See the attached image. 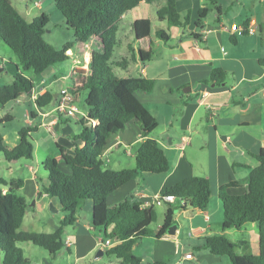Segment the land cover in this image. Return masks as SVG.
<instances>
[{
	"label": "trees",
	"instance_id": "trees-1",
	"mask_svg": "<svg viewBox=\"0 0 264 264\" xmlns=\"http://www.w3.org/2000/svg\"><path fill=\"white\" fill-rule=\"evenodd\" d=\"M64 18L65 25L73 30V41L66 43L60 50L54 49L43 40V33L49 21L45 13L27 20L10 0H0V40L16 55L21 71L17 69L9 84L0 85V104L18 100L22 95L31 97L35 93L32 77L25 75L31 71L41 75L49 66L70 57L69 50L83 47L92 42L91 52L85 53L87 66L83 71L70 68L66 74L71 94L80 95L86 91L84 103L85 116H80L77 133L66 137L70 146L54 141L57 155H46L40 167L46 176V184L37 177L40 192L57 198L60 210L64 212L57 229L51 232L18 230L27 205L26 198L17 193L23 185L22 177L4 178L0 176V253L2 264H31L18 243L30 242L53 255L65 246L64 229L77 221V209L85 199L92 201L91 225L93 229H102L104 238L115 237L118 242L105 246L103 253L117 259L115 264H169L164 261L145 263L133 252L134 243L145 236H162L167 228L175 223L171 204L166 209L162 224L154 231L150 225L156 221V212L149 206L128 195L116 204L108 205L106 198L120 186L129 181L136 173L143 176L165 173L170 165L158 142L150 137L157 127V120L135 96V91L149 92L154 81L143 76H121L113 69L117 66L125 69L129 61L138 60L140 64L148 62L153 55V36L168 41L170 36L163 29L151 31L149 18H137L132 23L135 47H130L129 58L112 62L114 48L118 44L117 32L123 15L139 5L141 1L150 3L155 0H52ZM178 0H165L163 7L156 11V19L165 20L169 25L186 28L190 21V12L183 16L177 11ZM214 5L218 0H206ZM210 8L200 7L196 28H203V19ZM249 19L243 21L248 26ZM247 30H243L246 33ZM198 39V33L188 32ZM264 66V58L259 59ZM226 73L221 68H213L207 79L215 85L225 82ZM59 91V90H58ZM49 87L36 95L34 103L39 108H51L53 94ZM46 110V111H47ZM33 118L35 115L30 112ZM7 120L10 116L7 115ZM60 125L70 122V118L58 115ZM134 120L142 129L146 138L137 144L134 154V166L120 168L106 167L100 159L101 154L111 142L112 136L123 130L126 123ZM95 122L94 125L92 123ZM36 126H24L18 131V142L8 143L0 134V154L9 164L20 159H31L34 147L30 132ZM254 166H249L248 182L240 194H229L226 189L232 182L222 184L217 189L223 219L220 223L222 233H214L200 238L198 249H207L210 253L226 256L231 264H264V147L253 154ZM68 171H64V167ZM2 186L6 187L3 192ZM163 194H171L183 199L185 205L205 210L211 194L210 182L203 176H190L167 186ZM255 223L258 233V252L238 253L237 248L246 240L230 239L223 232L231 228H240L244 224ZM108 227H111L107 232ZM88 264V263H84Z\"/></svg>",
	"mask_w": 264,
	"mask_h": 264
},
{
	"label": "crops",
	"instance_id": "crops-1",
	"mask_svg": "<svg viewBox=\"0 0 264 264\" xmlns=\"http://www.w3.org/2000/svg\"><path fill=\"white\" fill-rule=\"evenodd\" d=\"M151 3L141 1L123 15L117 32L118 44L113 51H116V56L112 55L111 60L116 63L122 58H129L130 47H135L131 26L137 18L151 20L153 35L155 30L163 29L170 36L168 41L153 36V55L145 64L131 59L123 71L117 66L113 67L121 76L153 79L151 91L136 90L134 93L157 120V127L150 137L163 149L170 169L165 173L146 176L136 173L109 194L106 201L108 205H113L132 195L142 206L151 205L156 212V224L154 227L150 225L154 231L162 224L169 205L176 206L173 219L178 226L173 234L165 232L160 237L152 234L134 243L133 252L143 262L231 264L226 256L214 255L207 249H198L196 245L200 244L203 236L222 233L220 223L223 214L217 196L218 187L232 182L226 191L229 194L242 193L248 182L249 166L256 164L253 154L264 147V66L259 63V59L264 58V0H218L214 5L206 0H178L176 8L180 15L190 12L186 28L172 27L161 20L154 30L152 14L154 12L156 16V11L164 4L155 9ZM204 6L210 8L208 13H214V17L210 16L208 22L206 15L203 28L199 29L194 22L198 9ZM128 15V20L123 21ZM247 18L249 28H254L252 32L242 34L229 29L231 24L243 25ZM188 32L198 33L200 37L195 39ZM75 62L80 60H74L72 67L85 70L87 61L82 65ZM216 67L226 73L225 82L219 85L207 81L211 70ZM40 81L46 85L42 90L51 86L47 84L46 77ZM42 119L45 120V117ZM145 138L140 125L134 120L129 121L123 130L112 136L105 150L107 161L104 165L110 168L134 166L137 144ZM48 152L58 154L55 146L48 148ZM26 167L29 174L19 175L23 178V185L17 190L27 201L18 230L54 231L64 212L60 210L57 198L40 192L35 168L29 164ZM31 169L34 171L31 172ZM64 171H68V168ZM194 175L206 177L210 182L211 198L205 210L187 205L180 207L178 201L152 204L154 196L161 194L167 186ZM41 180L46 184V176ZM91 210L92 201L85 199L77 209L76 223L64 229L65 241L69 242L53 255L41 247L39 249L43 251L37 250L39 246L30 242L17 245L30 258L31 264H115V257L103 253V244L106 240L108 245L115 244L118 239L104 238L102 229L92 228ZM110 229L108 227L107 232ZM232 229L235 228L223 233L229 237ZM243 238L248 242L250 252L256 254L257 227L246 228ZM99 249L102 254L97 256Z\"/></svg>",
	"mask_w": 264,
	"mask_h": 264
},
{
	"label": "rangeland",
	"instance_id": "rangeland-1",
	"mask_svg": "<svg viewBox=\"0 0 264 264\" xmlns=\"http://www.w3.org/2000/svg\"><path fill=\"white\" fill-rule=\"evenodd\" d=\"M12 4L17 8V10L22 13L27 20H31L34 16L39 15L40 13H45L49 17V21L45 27V31L42 35L43 40L51 45L54 49L60 50L66 43L72 42L73 39V30L65 25L64 18L60 11L55 7L52 0H10ZM35 2H38V5H35ZM152 8L161 7L162 4H165V0H155L151 3ZM214 17V13L207 14V20L209 22V17ZM155 14H152V29L154 30L156 24H160L161 21L156 20ZM129 15L125 17L123 21L128 20ZM212 18L210 22H212ZM166 24V23H165ZM169 25V24H168ZM171 26V25H170ZM174 27V26H172ZM93 43L89 42L83 47L77 48L73 46L69 52L74 53L64 61H61L55 65L49 66L46 70L42 72L41 75H34L31 71L25 72V75L32 77L34 83L36 84V89L34 95L44 92L46 87L44 81H40L43 77H46L47 84L51 85L56 92L68 85L66 80V74L69 69L74 65V60L79 59L80 62H75L77 65H82L85 63V53L91 52ZM116 56V51L113 53ZM72 70H83V68L72 67ZM86 68V67H84ZM21 68L18 64V59L13 51L0 40V85L9 84L13 79V74ZM123 71V69L121 70ZM122 74V73H121ZM42 77V78H40ZM49 88V87H48ZM86 91H81L79 96H75L73 101L75 106L81 111H86V106L84 103V97ZM20 100H11L6 102L4 105L0 104V134L6 139V141L12 145L18 142L17 131L24 126H36L35 130L30 132V139L34 147L33 157L31 159H20L16 164H9L4 160L2 154H0V176L4 178H10L11 176L21 177L19 175L26 174L27 165H31L35 168L37 176L44 178L45 174L41 170L40 162L41 157L44 155H49L48 148H53L54 141L57 139V135L53 131V124H43L44 120L42 119V113L45 112L46 108H39L34 103L33 96L28 97L22 95L19 97ZM32 112L35 116L32 118L30 116ZM39 112V114H38ZM10 116V119L7 120V116ZM79 113H76L74 118H71L70 122L61 124L60 134L67 136L69 134L77 133L80 129V125L77 123L79 118ZM46 118V117H45ZM128 157H126L127 159ZM66 168V167H65ZM64 168V169H65ZM32 172V170H31ZM3 189H6L5 186H2ZM212 196V195H211ZM211 198V197H210ZM162 208V207H161ZM159 209V208H156ZM155 222L151 224L152 227L155 226ZM251 225H243L239 229H232V233L229 237L233 240L244 239L243 233L246 228L249 226H256L255 223H250ZM248 243V242H247ZM247 243L241 245L237 248L238 253H252L250 252ZM36 247V246H35ZM37 250L40 247H36ZM105 260V258H104Z\"/></svg>",
	"mask_w": 264,
	"mask_h": 264
},
{
	"label": "built area",
	"instance_id": "built-area-1",
	"mask_svg": "<svg viewBox=\"0 0 264 264\" xmlns=\"http://www.w3.org/2000/svg\"><path fill=\"white\" fill-rule=\"evenodd\" d=\"M38 2H35V5H38ZM230 30L232 31H238V32H242L243 30H247L252 32L254 30V28H249V26L244 27L243 25H237V24H231L229 27ZM86 63V61H85ZM33 98H36V95H32ZM76 95L71 94L68 89L66 87H62L59 89V91L57 92V97L55 100V103L53 105H51V108L45 112L42 113L43 117H47L49 114H55V115H60L62 117H68V118H74L76 113H79V116H85L84 113H82L74 104V97ZM95 122L92 123V125H94ZM100 159H102L103 163H105L107 161L106 157H105V151L101 154ZM32 170V169H31ZM34 171V170H32ZM6 189H3V192H5ZM175 201H178L179 204H184L185 201L183 199H177L175 196L171 195V194H156L152 200V204L155 205H162L164 203H173ZM69 241L66 240L65 243H68ZM108 240L104 241V246H108Z\"/></svg>",
	"mask_w": 264,
	"mask_h": 264
},
{
	"label": "water",
	"instance_id": "water-1",
	"mask_svg": "<svg viewBox=\"0 0 264 264\" xmlns=\"http://www.w3.org/2000/svg\"><path fill=\"white\" fill-rule=\"evenodd\" d=\"M56 97H57V92H55L53 94V98H52V101H51V105H53L55 103V100H56ZM48 123H52L53 124V131L54 133L57 135V139H56V142L63 145V146H70V140L63 136L62 134H60V122L58 120V116L55 115V114H49L43 124H48ZM177 224L176 223H173L171 224L167 230H166V233L168 234H173L175 232V229L177 228ZM102 254V251L99 249L97 252H96V255L99 256Z\"/></svg>",
	"mask_w": 264,
	"mask_h": 264
}]
</instances>
